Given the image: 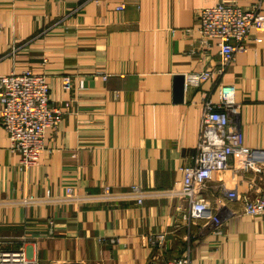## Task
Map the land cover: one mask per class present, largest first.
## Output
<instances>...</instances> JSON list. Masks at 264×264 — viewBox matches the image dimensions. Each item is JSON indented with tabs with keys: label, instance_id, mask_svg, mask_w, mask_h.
Segmentation results:
<instances>
[{
	"label": "crops",
	"instance_id": "obj_1",
	"mask_svg": "<svg viewBox=\"0 0 264 264\" xmlns=\"http://www.w3.org/2000/svg\"><path fill=\"white\" fill-rule=\"evenodd\" d=\"M252 3L0 0V75L44 76L49 104L62 112L25 171L0 126V250H23L37 264H167L185 254L192 264H264V214L238 215L240 203L217 189L243 195L250 174H211L205 197L223 219L220 237L201 221L187 225V206L160 195L140 205L46 199L180 186L194 165L203 96L217 102L220 85L234 88L242 145L264 148V30L250 32L223 75L216 43L202 45L196 30L203 8ZM202 72L213 77L185 86Z\"/></svg>",
	"mask_w": 264,
	"mask_h": 264
},
{
	"label": "built area",
	"instance_id": "obj_2",
	"mask_svg": "<svg viewBox=\"0 0 264 264\" xmlns=\"http://www.w3.org/2000/svg\"><path fill=\"white\" fill-rule=\"evenodd\" d=\"M253 0L249 9L232 5H216L201 9L197 14L196 30L202 45L215 42L218 48L217 74L223 75L233 63L236 54L245 51L252 30H264L262 2ZM123 9L122 6L117 10ZM213 77L211 72L191 75L185 86L197 87ZM63 89L70 90L68 77L62 79ZM218 101L212 102L204 95L200 115L199 139L194 165L182 169L180 186L158 192L143 191L133 186L127 191L113 192L103 188L95 195H74L70 189L65 197L46 199L55 202L120 203L143 200L157 195L184 203L187 225L202 222V230L216 237L223 235V219L211 208L205 197L207 183L212 173L230 170L236 174H250L245 180L246 191L239 195L235 188L228 189L222 182L217 189L228 200L239 202L238 215L258 218L264 214V148L249 149L241 143L240 132L234 121L239 106L234 101V88L220 85ZM62 112L50 106L46 78L23 71L19 74L0 75V126L7 134L9 150L19 155L18 166L28 170L38 164L44 152L45 134L55 131ZM30 200V199H29ZM223 206V205H222ZM148 243L153 245V238ZM156 242V241H155ZM0 264H37L23 250H0ZM75 264V263H61ZM167 264H192L188 254Z\"/></svg>",
	"mask_w": 264,
	"mask_h": 264
}]
</instances>
